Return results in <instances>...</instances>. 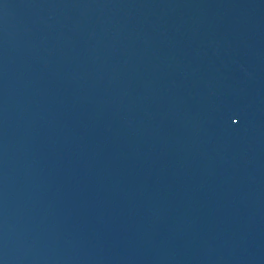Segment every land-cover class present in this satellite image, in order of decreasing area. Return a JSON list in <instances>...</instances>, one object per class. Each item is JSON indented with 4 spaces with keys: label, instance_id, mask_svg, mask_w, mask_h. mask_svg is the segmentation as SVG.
<instances>
[{
    "label": "water",
    "instance_id": "obj_1",
    "mask_svg": "<svg viewBox=\"0 0 264 264\" xmlns=\"http://www.w3.org/2000/svg\"><path fill=\"white\" fill-rule=\"evenodd\" d=\"M0 264H264V0H0Z\"/></svg>",
    "mask_w": 264,
    "mask_h": 264
},
{
    "label": "snow or ice",
    "instance_id": "obj_2",
    "mask_svg": "<svg viewBox=\"0 0 264 264\" xmlns=\"http://www.w3.org/2000/svg\"><path fill=\"white\" fill-rule=\"evenodd\" d=\"M233 123H235V120L233 119Z\"/></svg>",
    "mask_w": 264,
    "mask_h": 264
}]
</instances>
